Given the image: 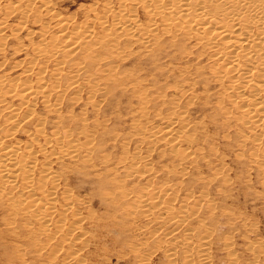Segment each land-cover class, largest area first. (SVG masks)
Listing matches in <instances>:
<instances>
[{"label":"rangeland","instance_id":"rangeland-1","mask_svg":"<svg viewBox=\"0 0 264 264\" xmlns=\"http://www.w3.org/2000/svg\"><path fill=\"white\" fill-rule=\"evenodd\" d=\"M50 2L60 15L75 17L78 24L84 22L87 7L96 5L98 19L92 23L88 21L86 28L92 27L99 34L109 33L111 43L116 44L117 50H122V55L134 54L116 63L120 73L137 76L133 83L121 77H111L93 97H90L88 88L78 93V89L67 91L80 102L68 103L64 107L63 111L72 110L73 117L62 124L84 130V134L74 132L72 137L80 141L85 136L92 137L94 148L87 163L81 162L85 151L79 149L75 156H66L55 162L54 170L60 188L69 189L76 198L73 210L88 216L82 231H89L90 240L92 237L100 240L87 242L91 245L86 259L92 261L91 264H140L139 257H144L149 264H170L167 254L173 247L172 242L184 239L183 232L179 235L171 232L182 214L189 212L188 218H182L185 224L181 229L194 227L191 234L195 241L209 235L210 264H264V137L260 145L256 144L258 132L253 134L251 127L239 121L241 112L236 108L240 102L239 94L224 88L221 92V83L214 82L208 70L209 62L203 58L205 48L195 44L197 40L192 38L177 43L159 34L160 37L147 38L150 51L147 48L144 51L134 40L112 35L116 18L106 13L105 6L121 13L127 7L118 0ZM41 3L42 0H0V21L5 20L8 24L5 34L0 35V76L7 77L4 83L7 88L16 79L23 80V72L29 67L28 61L36 48L50 44L59 30L55 29L56 21L49 16H39L41 21L38 23L48 25L45 33L35 27L36 15H39L35 12ZM126 12H130L129 8ZM90 13L93 12H87L88 20L92 18ZM140 16L142 24L148 25L143 11ZM20 48L23 49L17 51ZM54 63L47 57L39 62L47 66V75ZM20 85L16 90L21 88ZM191 88L194 95H186L184 91ZM6 99L18 106L16 98ZM50 100L54 103L55 97ZM182 111L186 125L180 127L176 124L173 128L178 127L177 130L181 129L190 136L192 142H185L180 147L187 148L195 157L191 163L181 165L187 171L185 177H175L167 172L163 176L164 168L168 170L174 166L172 164H177L170 155L169 145L157 140L167 125L163 118ZM9 112L3 111V115L8 116ZM35 112L41 118L43 116L44 132L50 136L56 116L46 113L41 104ZM144 127L153 128L159 134L154 138L156 140L143 132ZM17 137L25 140L23 133ZM48 150L50 148L40 156L41 160ZM136 155L141 157L134 169L136 173H145L146 168L151 167L160 176L150 180L126 177V171L132 170L134 165L130 159ZM167 179L174 181L177 191L168 194L165 199L169 201L164 199L166 196L162 197L163 204L157 208L147 206L145 210L131 211L129 201L122 198L125 192L134 189L135 195H132L136 197L149 184L161 186ZM121 189L126 191L121 193ZM60 193L57 195L59 201ZM195 202L200 205L198 212L193 214V207L197 206ZM7 211L4 204H0V264L43 263L46 251L41 255L36 252V242L27 241L21 224L15 231L9 230L12 216ZM82 245L75 243L76 248ZM178 254L176 264H185L183 253ZM192 263L199 264L198 259L193 258Z\"/></svg>","mask_w":264,"mask_h":264},{"label":"bare ground","instance_id":"bare-ground-1","mask_svg":"<svg viewBox=\"0 0 264 264\" xmlns=\"http://www.w3.org/2000/svg\"><path fill=\"white\" fill-rule=\"evenodd\" d=\"M118 1L129 8L130 12L127 13V8L123 7L122 9H125L123 12L116 13L109 5L105 6L106 13L116 18L112 24L114 28L112 35L129 41L134 40L144 48V51L146 48L149 49L146 44L147 38L159 34L170 37L169 39L177 43L192 38L197 40L195 44L205 48L203 58L209 62L208 70L214 82L221 83V92L224 88L235 90L239 94L240 102L236 104V108L241 114L238 119L244 126L251 127L253 134L258 132L255 140L256 144L260 145L262 143L260 140L264 137V0ZM95 6L87 7L84 22L78 24L75 17L60 15L50 0H42L35 12L39 14L36 15L35 27L40 33H45L48 29V25L38 23L41 21L39 17L41 15L54 19L55 29L59 28L50 44H47L50 47L49 51L46 49L47 45L36 48L28 61L29 67L23 72L24 81L16 79L7 88L4 86L7 77L0 76V202L8 210L9 216H12L8 224L9 230L15 231L21 224L27 241L36 242V252L41 255L46 251L44 262L41 264H91L92 261L86 259V253L90 250V243L87 242L100 241L93 237L90 240L89 231H82L88 216L73 210L76 198L69 189L60 188L59 178L54 170L55 162L66 156H75L79 149L85 151L84 156H81V162L87 163L94 148L92 137L85 136L82 141L72 137L74 132L84 134V130L78 129L77 126H63L66 123L63 121L73 117L72 110L63 111L64 107L68 103L80 102L67 91L78 89L76 91L78 93L83 88H88L91 92L90 97H93L109 83L108 79L111 77H121L130 83L137 79L136 75L120 73L119 64H116L130 53L122 55V50H117L116 44L111 43L109 33L104 31L99 34L92 27L86 28L88 21L98 19ZM141 11L148 18L146 26L142 24ZM87 12H93L90 13L92 18L89 20ZM7 28L6 21L1 20L0 35H4ZM133 55L130 54V57ZM46 57L55 62L48 75L47 66L39 64L40 60ZM63 74L66 75L62 78ZM223 81L226 83H222ZM19 84L20 91L16 90ZM184 92L189 96L194 95L192 88ZM52 96L55 97L54 103L50 102ZM6 98H16V101L19 100L18 106L15 107L16 104ZM40 104L46 113L55 115L57 119L50 136H46L44 132L43 116L41 118V115L38 116L35 112ZM5 110L10 111L8 116L3 115ZM178 113L163 118L167 125L161 131L163 135L157 139L169 145L170 155L177 161L176 165L172 164L174 166L171 169L164 168L163 176L171 173L175 177H185L187 171L181 165L191 163L195 157L187 148L180 147L185 142L191 143L192 139L181 129L177 130L178 127L173 128L176 124L180 127L186 125L184 111ZM152 129L144 127L143 132L154 139L159 134ZM20 133H23L25 140L17 137ZM46 148H50V151L48 150L47 155L41 160L40 156H44ZM140 159L138 155L130 159L134 165L132 170L126 171V177L130 180L138 177L150 180L160 176L158 171L154 173L151 167H147L145 173H136L134 169ZM173 183L174 181L167 179L161 186L149 184L136 197H133L134 188L132 190L134 193L125 192L124 189L120 191L125 192L122 198L129 201L131 211L142 208L145 210L147 206L154 208L163 204L162 197L168 198V194L176 192L177 188ZM60 191L62 193L59 201L57 195ZM195 204L197 206L193 207V214L198 212L200 205L196 202ZM168 206L166 207L169 208ZM207 207L210 208V205L207 204ZM150 211L151 209H148V212ZM190 215L189 212L180 215L178 225L176 226V223L174 231L171 232L178 235L183 232L184 239L173 240V247H170L172 250L170 249L167 254L170 264L177 263L178 252L183 253L185 264H194L192 259L195 257L199 264H210V241L207 238L209 235L201 236L195 241L191 234L194 227L186 225L185 230L181 229V225L185 224L182 218H188ZM78 242L83 244L80 248L75 247V243ZM139 260L140 264H149L144 257H139Z\"/></svg>","mask_w":264,"mask_h":264}]
</instances>
